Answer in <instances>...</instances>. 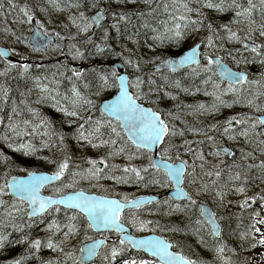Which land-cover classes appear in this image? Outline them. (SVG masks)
<instances>
[{"label":"snow or ice","instance_id":"1","mask_svg":"<svg viewBox=\"0 0 264 264\" xmlns=\"http://www.w3.org/2000/svg\"><path fill=\"white\" fill-rule=\"evenodd\" d=\"M46 5L12 3L11 9L20 14L14 22L31 26V35L7 28L5 34L34 52L53 49L69 62L117 60L123 70L102 63L86 73L61 62L51 79L33 77L32 63L13 62L10 57L19 55L15 48L0 46V112L9 102L7 80L19 77L33 80L38 89L33 103H47L64 118L57 128L26 99L20 101L23 108L13 100L7 117L0 115L4 146L0 167L5 169L0 173V251L27 245L26 254L5 264H25L33 257L40 264H96L94 258L101 264H213L189 255L185 247L191 251V245L157 232L195 237L219 264H237L232 257L238 253L225 242V229L242 250L264 249V104L258 102L264 100V0H46ZM37 11L45 14L43 20ZM58 14H66L65 20L54 22ZM228 14L227 21L220 19ZM147 65L152 67L146 70ZM249 65L260 67L256 78H250ZM57 75L71 84L70 95L59 91ZM185 79L194 83L186 86ZM107 92L114 94L97 103ZM179 93L202 94L211 102L159 107L165 98L178 101ZM236 105L258 115L237 113L215 119ZM25 110L30 118H25ZM185 115L200 126L189 125ZM201 117L213 119L204 124ZM186 133L200 139L189 140ZM177 139L182 142L176 143ZM69 141L81 149L106 151L77 162ZM5 148L36 165L52 166L51 170L14 167L16 161ZM45 151L52 155H44ZM117 157L127 163L116 164ZM136 160L146 163H132ZM16 171L24 175L13 174ZM106 180L113 181V187L101 183ZM84 182L98 192L81 187ZM129 184L167 189L170 194L160 200L115 190V185ZM46 189L50 194H43ZM149 205L157 210L167 206L166 215H179L188 222L181 221V227L146 219L145 213L154 214ZM228 205L238 211L227 215L220 211ZM47 217L52 218L46 235L33 239L31 230ZM17 232L23 235L11 239ZM144 232L153 235H136ZM42 249L55 257L41 259ZM133 250L137 255L125 259ZM242 264L250 262L245 258Z\"/></svg>","mask_w":264,"mask_h":264},{"label":"rangeland","instance_id":"2","mask_svg":"<svg viewBox=\"0 0 264 264\" xmlns=\"http://www.w3.org/2000/svg\"><path fill=\"white\" fill-rule=\"evenodd\" d=\"M14 1H16V3L20 6H23L24 4L33 5V3H35V2H39V3H42L45 6H47L46 0L45 1H42V0H14ZM14 1L13 0H0V5H2V8H0V44L6 45L10 48H15L16 52H18L22 57L29 56L30 59L28 60V62L29 61H36V60H38L39 62H48V61L64 62L65 58L62 55H60V53L58 51H55L53 49H49L47 52H42V51L41 52H34L29 47H26L25 44H23V43L17 44L15 42L14 37H10V36L5 34L4 29H6V28L9 29L10 31H15L17 34L23 33V35H25V36H30V34H31V31H30L31 26L26 25V24L22 25L18 22H14L17 20L18 16L20 15L18 9H11V7H10L12 3H15ZM156 2H158V1L156 0ZM257 2H258V0H257ZM158 3H161V0ZM130 7H133V6H130ZM139 7L141 9L145 8V6L143 4H140ZM211 15H213V14H210V16ZM230 15L231 14L225 15L223 17H220V19L222 21H227ZM36 16L40 20H43L45 18V14L39 13L38 11L36 13ZM65 16H66V14L54 15L53 16L54 22H59V21L65 20ZM163 18L164 17L161 16V19H163ZM256 18H257V22L259 23V19H260L259 14H257ZM133 19H134V22H136L135 18H133ZM52 27H54V24L49 25V28H52ZM72 31H75V30L73 29ZM149 42H151V41L149 40ZM141 43H143V38L141 40ZM128 46L132 47L131 44H129ZM229 47H238V45H236V46L229 45ZM141 51L143 53H147V49H141ZM246 55H247V53H246ZM226 61L228 63H230L231 66L235 67V65L233 64V62L231 60L226 59ZM78 62H80V61L77 60V61H73L72 63H78ZM82 62H87V60L82 61ZM151 67H152L151 65H147L146 70L150 69ZM247 67H248V71H250V73L253 74L251 76V78H256L259 75L260 67L258 65H249ZM130 72H131V70H129V74H130ZM181 75H183V74L181 73ZM183 82L186 86H190L194 83V81L192 79H185ZM195 83L197 85H199L200 82L197 80V81H195ZM200 86L202 87V85H200ZM167 90L170 92H173V93L176 92V90L174 88H171V87H169ZM107 93H111V92H107ZM107 93H105V94H107ZM153 98H155V97H153ZM101 99H103V98L101 97ZM226 99H228L229 102H231L232 98H231V96H229V97H226ZM97 101H99V99ZM200 101H203L206 103L211 102V98L205 97L202 94H197L195 96H189V95H186L184 93H179V100L178 101H174V100H170V99L165 98V99L161 100L159 107L161 109H173L177 104H179L181 102H183L184 104H193V103L200 102ZM258 102L261 103V101H258ZM36 105L37 106H43L45 104H39V105L36 104ZM237 113H248V114H253V115L258 114V113H255L254 110H252V109H249V108L244 107L242 105H236L231 109H224L220 115L215 117V119L223 120L225 117H228V116H231V115H234ZM183 118L186 119L187 122L189 123V125H191V126H197V127L200 126L198 121L196 119H194L192 116L185 115ZM212 119H213L212 117H208V118L201 117L200 118V120L203 121L204 124L212 122ZM59 124L61 125V123H59ZM176 124L178 127H184V125L181 124L179 121H176ZM186 138L189 140L200 139V137H194L190 133H186ZM175 142L181 143L182 141L180 139H177ZM223 142L225 143L226 146H229V147L232 146L226 140H224ZM68 143L70 146V150H73V154L75 155V158L76 159L78 158L80 160L83 157L98 158V157L102 156L104 154V152L106 151V149H95V150H102L100 153L96 154L92 150H90L89 148L81 149L80 147H78L76 145V143L74 141H69ZM45 154L52 155V153H49L47 151H45L44 155ZM55 154L58 156V152H55ZM114 162L116 164H120V165L122 163V161H119L117 159H115ZM142 163H145V161L139 160V161L135 162L136 165H140ZM112 182L113 181H109V184L107 186L108 188H111L109 186L112 185L111 184ZM101 183L103 185H105L106 181H102ZM82 185H87L89 187L91 186L87 182L82 183ZM124 189H126L124 191V193L131 194L133 192H136L137 190H140L141 188L140 187L134 188V185H128V186L124 185ZM143 189L145 190V192L149 191V188H143ZM155 189H159V188H155ZM161 190H164V189H161ZM254 191H258V189H254ZM45 193L50 194V191L47 190V191H45ZM249 195H251V192L249 193ZM229 199L235 201L237 199V197H229ZM225 204L227 205L228 202L225 201ZM212 206L215 207V205H212ZM220 211H226L225 214L227 215L229 212H237L238 209H236L235 207H232V208L227 207V209H221ZM154 214L156 215L155 212H154ZM148 216L149 215H147V213H145L144 218L149 219ZM154 220H156V219H154ZM244 223L247 224L248 220L245 219ZM161 225H163V224H161ZM232 227L233 228L236 227L235 220L232 221ZM262 230H264V229H262ZM144 233H147V232H144ZM40 234H43V232H40L39 234L32 236V238L33 239L37 238V237H39ZM162 234L169 236L172 240H179L176 236H182L181 241L184 240L183 242H185L186 239H189L188 237H185L183 234H180V233L164 232ZM43 235H45V234H43ZM191 238L195 239V237H192V236H191ZM227 238L230 240H227ZM225 241L234 242V245H232V244H228V245H229V247L235 248L236 252L238 253V255L232 257L233 260L237 262V264H242V262L245 260V258H247L249 260L250 264H264V261L261 260V253L264 252V249L257 247L255 249H250L247 251L242 250L240 248V246H236V245H239V241L236 240L235 238H233L232 236L228 235L227 229H225ZM187 243L191 244L188 240H187ZM245 247L247 248V245H245ZM46 251H48V253L53 254V256L51 258L55 257V253H53L47 249H42L41 252L39 253V256H42V254ZM185 251L189 255H192L194 257H201V255L199 253H196L192 250L189 251V249L187 247H185ZM211 254H209V255H211ZM225 254L226 255H232L231 253H228L227 251ZM209 255H207L206 257H208ZM3 260L4 259H2V261ZM213 260L215 261V259H213ZM207 261L210 262L211 260L208 259ZM38 262L40 264L39 260H38ZM213 264H219V262L215 261V262H213Z\"/></svg>","mask_w":264,"mask_h":264},{"label":"trees","instance_id":"3","mask_svg":"<svg viewBox=\"0 0 264 264\" xmlns=\"http://www.w3.org/2000/svg\"><path fill=\"white\" fill-rule=\"evenodd\" d=\"M158 1H159V0H158ZM158 14H159V12H158ZM210 14H213V13L210 12L209 15H210ZM213 15H214V14H213ZM13 75H16V73L13 72V73H12V76H13ZM0 82H3V78H0ZM7 86H8V87L11 89V91H12V89H13V80H12L11 78H9V79L7 80ZM11 91H10V97H9L8 105H7V106H4V110H3V112H0V115H4L5 118L7 117V115H8V114L10 113V111H11V104H12V101H13V100H15V101L17 102V104H18L21 108H23V105L20 104V101L22 100L21 96H19L18 99H15V98L11 95ZM25 113H27L26 110H25ZM49 116H50V119H51L52 121L55 122V126H56L57 128H61V125L59 124V123L61 122V120H62V119L59 120V118H60L61 115H60L55 109L50 110V112H49ZM63 128H64L65 131H68V130H69V129L67 128V125H63ZM2 147H4V146H3V145H0V148H2ZM5 151L7 152L8 155L12 156L13 160L16 161V165H14V167H15V166L24 167V166H26V165H33V166H39L41 170H43V169H51V167H52V166L45 165V164L36 165L33 161L28 160L27 158H24V157L20 156L19 154H14V153H12L11 150H8V149L5 148ZM70 152H71V151H70ZM44 153H45V152H44ZM44 153H43V154H44ZM71 154H72V152H71ZM46 155H49V154H46ZM59 155H60V153H58V156H59ZM72 156H73V155H72ZM4 170H5V169H4L3 167H0V173H2ZM18 172H19V171H16V172H14V173H18ZM14 173H13V174H14ZM20 173H21V172H20ZM31 231H32V230H31ZM187 237L189 238L188 241H189L191 244H194V246H195L197 249H200V250H201V248H200L201 246L198 245V244L196 243V239L191 238L190 235L187 236ZM21 249L24 250V247L21 246ZM18 253H19V249H15V252H14L13 254H18ZM9 258L11 259V258H13V257H12V256H9Z\"/></svg>","mask_w":264,"mask_h":264},{"label":"flooded vegetation","instance_id":"4","mask_svg":"<svg viewBox=\"0 0 264 264\" xmlns=\"http://www.w3.org/2000/svg\"><path fill=\"white\" fill-rule=\"evenodd\" d=\"M13 89L14 90L21 89L24 93H26V96H29L28 100L32 102L35 101V99L39 95V91L35 87V85H30V84H27L26 82L20 84V80L18 79V77L15 80H13ZM29 89H31L30 94H28ZM100 101H101V98L99 99V101H97V103H99ZM261 103L264 104V100H261ZM44 107L47 108L46 103Z\"/></svg>","mask_w":264,"mask_h":264},{"label":"water","instance_id":"5","mask_svg":"<svg viewBox=\"0 0 264 264\" xmlns=\"http://www.w3.org/2000/svg\"><path fill=\"white\" fill-rule=\"evenodd\" d=\"M0 46H1V45H0ZM3 47H4V46H3ZM5 48H6V47H5ZM7 48H8V47H7ZM10 59H11L13 62L17 60V58H16L15 55L11 56ZM114 65H115L116 67H119L120 70H121V67H122L121 64H119V63H115Z\"/></svg>","mask_w":264,"mask_h":264},{"label":"bare ground","instance_id":"6","mask_svg":"<svg viewBox=\"0 0 264 264\" xmlns=\"http://www.w3.org/2000/svg\"><path fill=\"white\" fill-rule=\"evenodd\" d=\"M14 1V0H13ZM15 3H16V1H14ZM35 3H37V2H35ZM35 3H33V5L35 4ZM17 4V3H16ZM117 69H119L120 70V68L119 67H117ZM123 70V66L121 67V71Z\"/></svg>","mask_w":264,"mask_h":264}]
</instances>
